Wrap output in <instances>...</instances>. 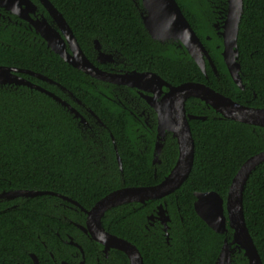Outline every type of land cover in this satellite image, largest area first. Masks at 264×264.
I'll return each mask as SVG.
<instances>
[{
  "label": "trees",
  "instance_id": "16d2710c",
  "mask_svg": "<svg viewBox=\"0 0 264 264\" xmlns=\"http://www.w3.org/2000/svg\"><path fill=\"white\" fill-rule=\"evenodd\" d=\"M53 1L66 16L89 57L93 51L92 41L98 39L107 50L126 59L130 63L128 68L157 72L173 84L191 80L207 83L184 47L162 44L149 36L132 0ZM176 1L208 48L219 75L224 76L222 86L212 84L211 87L242 104L264 106V0H244L238 34L241 76L246 82L244 91L229 77L220 50L216 48L219 40L213 36L208 21L215 16L213 5L224 12L227 0ZM207 35L212 36L211 41L206 39ZM19 66L60 83L99 116L117 143L123 172L116 162L107 132L100 137L109 156V174L104 175L102 168L95 170L92 164V141L64 106L47 94L27 87H0V193L47 190L69 196L89 209L122 186L154 185L169 173L177 154L174 140L167 139L162 164L152 166L151 153L141 154L138 150L140 142L131 125L132 118L110 98L109 85L89 78L59 57L51 58L38 49H26ZM207 73L213 76L210 67ZM41 85L63 95L53 86ZM186 109L207 119L190 121L195 140L194 166L176 196L166 198L171 216L170 243H166L160 229L145 227L146 215L158 201L144 207H118L104 219L109 231L137 246L144 264H216L226 235L215 232L196 213L194 193L214 191L225 199L240 167L264 150V131L224 119L196 99H190ZM153 141L152 137L151 144ZM56 201V197L39 196L20 200L16 208L8 210L0 204V264H21L27 260L28 251L36 250L32 237L45 229L44 222L54 210L51 203ZM244 214L264 264V164L246 185ZM51 222L53 227L60 223ZM231 233L229 230L228 235ZM84 248L88 264H95L93 249L85 245ZM110 258L109 264H128L122 252H114ZM233 264L249 263L243 253L237 252Z\"/></svg>",
  "mask_w": 264,
  "mask_h": 264
},
{
  "label": "water",
  "instance_id": "95a60500",
  "mask_svg": "<svg viewBox=\"0 0 264 264\" xmlns=\"http://www.w3.org/2000/svg\"><path fill=\"white\" fill-rule=\"evenodd\" d=\"M45 1L52 6L48 0ZM227 2V19L223 32V58L234 82L239 87L244 88L240 77L241 65L239 62L238 49V34L243 16L244 0H227ZM142 7L145 11V13H142L143 25L153 40L161 43L168 40L178 41L186 49L203 73H206V58L209 60L214 72H217L210 55L176 0H142ZM52 9L55 13H58L54 7ZM66 26V35L71 44L74 56H69L66 51L55 48L53 45L51 46L56 53L73 67L104 82L153 91L156 97H158L156 91L150 89L149 85L154 84L159 91H161L163 87L169 89L160 102L151 103L159 115V140L164 139L167 131L172 132L173 136L177 139L179 157L175 167L170 174L157 185L120 188L101 198L90 211H87V228H84L85 232L90 233L95 241L105 246L106 250L116 249L122 251L129 258L130 264H144L139 249L129 241L108 233L103 227L102 219L105 213L112 208L135 202L144 204L147 201L161 199L170 195L179 189L189 177L194 164L195 143L188 120L198 118L206 119V117L187 115V99L196 98L201 100L224 118L260 127H264V108L242 105L198 82H185L179 86H172L159 76L149 72H132L119 75L101 71L89 61L77 43L72 30L67 24ZM96 43L98 44V41H96ZM97 48H99L98 45ZM104 57H106V54L100 52L98 60L104 62ZM12 71L29 73L43 81L55 83L47 76H42L29 70L11 69L0 66V86L16 84L36 89L53 98L56 102L67 108L72 114H75L76 117L80 116L75 108L55 93L33 84L22 77L12 76ZM81 121L85 122V118L81 117ZM160 147L161 144L158 142L157 149L159 150ZM118 162L122 170L120 157H118ZM263 163L264 151L247 159L232 180L226 205L224 199L216 192L195 193L197 198L195 210L207 225L219 234H226L229 229L232 230V240H229L227 237L224 239L216 264H232L233 254L237 250L244 251V255L249 264H263L247 227L243 203L244 192L249 177ZM44 194L59 195L47 191L14 190L0 193V199L4 197L17 198L20 196L37 197ZM159 209L161 215L160 219L167 230L169 217L165 216V210L162 206H160Z\"/></svg>",
  "mask_w": 264,
  "mask_h": 264
},
{
  "label": "flooded vegetation",
  "instance_id": "af4514ba",
  "mask_svg": "<svg viewBox=\"0 0 264 264\" xmlns=\"http://www.w3.org/2000/svg\"><path fill=\"white\" fill-rule=\"evenodd\" d=\"M48 1L52 6H50L45 0H0V66L11 68V69H25V70H29V71L38 73L42 76H47V75H44L40 72L34 71L30 68H24V67L19 66V64L22 63V53L25 52L26 49H32V50L38 49V50H41L46 55L48 54L51 58L54 55L59 57L67 65L73 67L67 61H65V59L62 58L58 53H56L52 49V46H51V45H53V46H55V48H59L61 50L66 51L69 56H74V52L71 48V44H70L69 39L66 35V32H67L66 24H67L69 26V28L72 30V32H73V34L77 40V43L79 44L83 53L86 55V57L89 59V61L92 62L93 65L96 66L101 71L111 73V74H119V75L132 73V72H138V73L149 72V73H153V74L159 76L161 79H163L165 82H167L168 84H170L172 86H179V85L183 84V83L173 84V83L169 82L168 80H166L165 78H163L162 75H160L159 73L154 72V71H150V70L141 71V70H137L135 68H128L130 66V63L127 62L126 59L122 58L115 51L107 50L102 45L100 40H98V39H94L92 41L93 51L91 52L92 54L89 57L85 53V51L83 50L80 42L78 41V39H77L71 25L69 24L66 16L64 15V13L59 9V7L55 4V2L53 0H48ZM132 1L135 5L136 11H137V13L141 19V22L143 24L142 13H145V11L142 7V0H132ZM213 2H215V1H213ZM53 7L58 11V13L60 15L58 13H55V11L52 9ZM213 7H214L213 13L215 14V16L209 17L208 21H210V23H211V26H212L211 31H212L213 36H216V38L219 40V44H216V48L220 50V54L223 58V51H224L223 32H224L225 21L227 19L228 2H227V9L224 12L217 10V8H218L217 5H213ZM199 39L203 43L206 51L208 52V54L210 55V57L212 59V56H211L208 48L205 46L204 42L202 41V39L200 37H199ZM206 39L208 41H211L212 36L207 35ZM96 41H98V44L96 43ZM164 43L175 44L179 48L183 47L182 44L178 41L168 40ZM164 43H162V44H164ZM97 45L99 46V48H97ZM100 52L106 54V57L103 58L104 62H101L98 60V56H99ZM223 61H224V58H223ZM212 62H213V59H212ZM214 65H215V63H214ZM208 67H210V69L212 70L213 76L208 75V73H207ZM215 67H216V65H215ZM73 68H75V67H73ZM75 69H77V68H75ZM216 69H217V67H216ZM77 70H79V69H77ZM80 72H82V71H80ZM11 74H12V76L22 77V78L28 80L29 82L36 84V85H39L41 87H43L41 85V83L48 84V85L56 88L58 91L62 92L63 95L60 96L56 92L49 90V91L55 93L57 96H59L61 99H63L67 103H69L73 108H75L79 112L80 116L76 117L75 114H72L66 108L69 111V113L72 114L74 116V118H76L78 120V125L81 127L84 135H86V137H88V139H90L92 141V145L90 146V150H91L90 157L92 160V164L95 166V170L102 168L104 170V173H103L104 175L109 174V171H108V157L109 156H107L106 148H105L102 140L100 139L101 135H103L105 132H107L111 137L113 148L115 151L116 162L119 165L118 157H120V155L118 152V146H117V143H116L112 133L109 131L107 125L99 118V116L92 109L87 107L79 98H77L73 92L69 91L67 88H65L60 83H58L54 80L53 81L55 83H49V82H46V81H43L41 79L34 77V75H31L29 73H24V72L12 71ZM203 74L205 75L204 78L207 81V83L201 82V81H194V80H191L188 82L202 83V84H204L210 88H212L211 87L212 84H216L218 86H222L224 84V76L219 75L218 69H217L216 73L214 72V70H213V68H212V66H211V64L207 58H206V73H203ZM240 74H241V70H240ZM85 75L88 76L89 78L93 79V80L106 83L107 85H109L111 87V89H109V93L111 95L110 98L114 102H116L119 106H121L124 110H126V112H128V114H129V116L132 118L131 119V125L133 126L134 131L137 135V138L140 142V144L138 145V150L141 154L147 153V152L151 153L152 166H154L156 168L157 166L162 164V155H163V151L166 147V141L169 137L174 140L173 142L176 145L177 154H176L175 161H174L169 173L164 177V179H165L170 174V172L173 170V168L176 165V162H177L178 157H179V146H178L177 139L173 136V133L169 132V131L166 132L163 140H159V137H158V134H159L158 133L159 115H158L157 110L154 108V106L152 105L151 102H160L163 99V97L165 96V94L169 91V89L167 87H163L162 90L159 91L158 88H156V86L154 84L149 85L150 89H154L156 91L157 96H158V97H156L155 93L153 91H148V90H144V89H141L138 87H132V86H126V85H115V84H112L109 82H104V81L95 79V78L91 77L90 75H87V74H85ZM229 77L232 79V76H229ZM240 77L242 79V83L244 85V88L239 87L234 82L233 79H232V81L241 90L244 91L246 89V82L244 80V76H240ZM93 83H94V81H93ZM0 87L1 88H9V89H17V88H21V87H27V88L31 89L28 86L16 85V84H8V85L0 86ZM43 88H45V87H43ZM31 90H36V89H31ZM46 90H48V89H46ZM217 92H219V91H217ZM219 93H221V92H219ZM221 94H223V93H221ZM223 95H225V94H223ZM255 97H257V95L254 93V98ZM190 99L195 100L196 98L187 99L186 104ZM196 100H198L200 103H202L206 109L213 110L210 107H208L201 100H199V99H196ZM235 102H237V101H235ZM238 103H240V102H238ZM240 104H242V103H240ZM242 105L249 106L246 104H242ZM249 107L264 108V106H249ZM213 111L215 112V110H213ZM186 113H187V115H194V114L187 112V109H186ZM216 114L221 116L218 113H216ZM194 116H197V115H194ZM81 117L85 118V122L81 121ZM197 117H206V119H207V116H197ZM221 117L224 118L223 116H221ZM198 119H200V118H198ZM206 119H201V120H206ZM224 119H227V118H224ZM191 120H196V119H189L188 120L189 125H190ZM227 120H230V119H227ZM231 121H234V120H231ZM235 122H238V121H235ZM240 123H242V122H240ZM243 124H245V123H243ZM247 125H249V124H247ZM250 126H252L254 130L257 128L259 131H264V127L254 126V125H250ZM190 128H191V126H190ZM191 132H192V129H191ZM192 136H193V133H192ZM152 137L154 138V141L151 144ZM193 139H194V137H193ZM158 142H159V144H161V147L159 150L157 149ZM194 143H195V140H194ZM262 151H264V150H262ZM262 151H260V152H262ZM120 159H121V157H120ZM194 160H195V156H194ZM121 163H122V159H121ZM262 165H260V166H262ZM193 166H194V164H193ZM119 169L121 172H123V164H122V170L120 168V165H119ZM155 172H156V169H155ZM250 177H249V179H250ZM162 181H160V182H162ZM159 183H157V184H159ZM157 184H154V185H157ZM154 185H150V186H154ZM125 187H145V186H122L120 188H125ZM179 189H177L175 192H173L170 195H167L161 199L150 200L144 204L135 202V203L124 204L121 206L132 205L135 208L136 205H140L141 207H144V206H146V204H148L151 201H158L155 208L149 214L146 215V221H147L146 223L147 224L145 227L147 230H150L151 228L160 229L162 231V234L165 238L166 243L169 244L170 243L171 216H170V213H169V210L167 207L168 204H167L166 198L171 196V195L176 196V192ZM12 191H14V190H12ZM37 191H41V190H37ZM45 191H47V190H45ZM2 192H7V191H2ZM47 192H52V191H47ZM53 193H55V192H53ZM195 193H197V192H195ZM195 193H194V196H195ZM56 194H59V193H56ZM40 196L56 197L58 199V201L51 203V206L54 208V210L52 211V214L50 213L48 215V217H47L48 219L44 222L45 229L42 230V233H36L35 232V235L32 237L33 247L37 251L36 250L28 251L27 252V260L23 261L21 264H88L87 253H86V250L84 248V245L86 247L88 246V247H91L93 249L95 264H109L111 262L110 256L114 252H117V251L122 252V251L116 250V249L106 250L105 246H103L100 243H98L97 241H95L92 238L91 234L85 232V230H84V228H87V222H88L87 211H90L99 200L91 208L87 209L84 206H82L78 201H76L75 199H73L69 196H66V195L59 194L57 196V195L44 194V195H40ZM227 196H228V194H227ZM37 197H39V196H37ZM31 198H35V197H25V196H20L17 198L4 197V198L0 199V204L5 206V208H4L5 210H8L11 208H16L19 204L18 201L28 200ZM195 198H196V196H195ZM196 200H197V198H196ZM196 200L194 201V209H195ZM224 202L226 205L227 197L224 199ZM243 203H244V198H243ZM121 206H118V207H121ZM160 206H162L163 209L165 210V216L169 217V220L167 222V230H166V226L162 223V221L160 219V217H161L160 209H159ZM118 207L112 208L105 213V215L102 219V224H103L104 229L108 233H110L116 237L125 239L121 236H118V235L112 233L104 225V219L106 218L107 214L111 210L116 209ZM51 221H54V222L58 221L60 223L53 227ZM229 230H231V229H229ZM229 230H228V232H229ZM248 230H249V228H248ZM228 232L224 235H226V237L229 240H232V233H231V235H228ZM249 233H250V230H249ZM250 235L253 238L251 233H250ZM125 240H127V239H125ZM253 241H254V239H253ZM130 243H132V242H130ZM254 243H255V241H254ZM255 246H256V243H255ZM256 248H257V246H256ZM237 252L243 253V255H244L243 250H241V251L237 250L233 254V257L235 256V254ZM259 255H260V253H259ZM126 257H127V255H126ZM260 257H261V255H260ZM128 264H130L129 258H128ZM232 264H233V261H232Z\"/></svg>",
  "mask_w": 264,
  "mask_h": 264
}]
</instances>
